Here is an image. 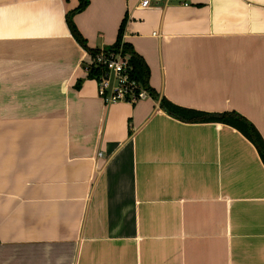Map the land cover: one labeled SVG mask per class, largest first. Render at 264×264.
Returning <instances> with one entry per match:
<instances>
[{
  "label": "crops",
  "instance_id": "obj_1",
  "mask_svg": "<svg viewBox=\"0 0 264 264\" xmlns=\"http://www.w3.org/2000/svg\"><path fill=\"white\" fill-rule=\"evenodd\" d=\"M89 0V48L117 38L159 97L237 112L264 139V0ZM0 0V264H264V164L233 127L159 101L105 103L66 14Z\"/></svg>",
  "mask_w": 264,
  "mask_h": 264
},
{
  "label": "trees",
  "instance_id": "obj_2",
  "mask_svg": "<svg viewBox=\"0 0 264 264\" xmlns=\"http://www.w3.org/2000/svg\"><path fill=\"white\" fill-rule=\"evenodd\" d=\"M89 4V0H78L77 6L68 11L66 14L67 25L71 31L72 36L75 40L83 46L93 58L100 53L108 54L111 52H121L127 57V61L131 67L130 76L134 78L140 85L141 88L145 89L149 96L156 101H159L160 107L173 118L187 123H206V122H216L229 125L239 131L243 136H245L256 148L261 161L264 164V139L257 130V128L248 121L245 117L237 112H221V113H209L198 110H193L189 108H184L171 103L165 97H159V95L149 87L148 77L149 69L140 55H138L131 45L122 41L123 29L125 20L121 23L116 41L107 48H89L87 46V41L79 32L76 27L73 16L84 10ZM86 65V64H85ZM84 65V66H85ZM88 77L90 79H95L100 73V67L98 65H90L88 70Z\"/></svg>",
  "mask_w": 264,
  "mask_h": 264
},
{
  "label": "built area",
  "instance_id": "obj_3",
  "mask_svg": "<svg viewBox=\"0 0 264 264\" xmlns=\"http://www.w3.org/2000/svg\"><path fill=\"white\" fill-rule=\"evenodd\" d=\"M149 0H142L140 6L146 8ZM98 65L100 73L95 80L100 97L105 103L126 102L135 104L140 100L150 98L147 91L140 87L139 83L130 76V65L127 57L120 51L107 55L100 53L95 57L89 55L85 70L90 65Z\"/></svg>",
  "mask_w": 264,
  "mask_h": 264
}]
</instances>
